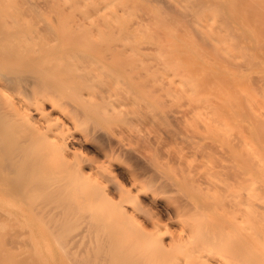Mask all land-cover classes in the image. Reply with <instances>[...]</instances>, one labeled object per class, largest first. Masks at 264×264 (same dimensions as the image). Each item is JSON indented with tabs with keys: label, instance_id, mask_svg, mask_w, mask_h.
<instances>
[{
	"label": "bare ground",
	"instance_id": "6f19581e",
	"mask_svg": "<svg viewBox=\"0 0 264 264\" xmlns=\"http://www.w3.org/2000/svg\"><path fill=\"white\" fill-rule=\"evenodd\" d=\"M0 264H264V0H0Z\"/></svg>",
	"mask_w": 264,
	"mask_h": 264
}]
</instances>
